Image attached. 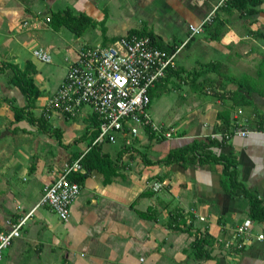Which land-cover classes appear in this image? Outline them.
<instances>
[{
    "label": "crops",
    "instance_id": "0c3cea01",
    "mask_svg": "<svg viewBox=\"0 0 264 264\" xmlns=\"http://www.w3.org/2000/svg\"><path fill=\"white\" fill-rule=\"evenodd\" d=\"M218 2L0 0V68L14 64L23 70L31 62L43 93L31 110L35 121L26 116L17 122L13 110L26 100L8 83L11 70L0 73V228L32 211L43 187L91 146L113 162L116 173L108 182L97 169L80 173L86 177L69 221L47 207L36 208L0 264H264V241L253 240L240 252L223 247L245 221L253 223L255 234L264 232V224L250 219L248 198L228 192L223 172L233 162L238 184L264 204V135L231 134L264 124V2L254 13L228 5L216 9ZM63 10L103 22L105 35L99 25L81 35L65 27L55 31L47 19ZM210 15L202 33L190 38V26ZM143 27L163 45L178 48L176 67L150 90L149 107L153 122L176 137L160 139L141 130L136 137L117 134L113 142L94 144L92 131L98 129L92 128L97 122L89 108L75 119L56 116L53 124L45 123L50 131H42V105L78 50L112 44ZM38 49L50 62L34 57ZM240 96L247 105L235 104ZM226 113L228 129L221 118ZM191 145L210 159L166 161ZM155 184L161 187L154 190ZM176 211L192 224V233L186 225H169ZM195 231L213 240L210 259L195 257Z\"/></svg>",
    "mask_w": 264,
    "mask_h": 264
},
{
    "label": "built area",
    "instance_id": "2783aa9c",
    "mask_svg": "<svg viewBox=\"0 0 264 264\" xmlns=\"http://www.w3.org/2000/svg\"><path fill=\"white\" fill-rule=\"evenodd\" d=\"M233 1L219 0L216 9L230 5ZM210 18L211 15L197 27L190 26V38L200 35ZM47 22L50 23L49 18ZM186 43L181 44L179 49ZM177 50L168 53L156 47L149 36L136 34H127L109 45L84 44L56 92L43 103L40 117L46 123L53 124L56 116L75 119L89 108L98 122V135L94 144L113 142L117 134L127 133L136 137L141 130L160 139H174V130L153 122L149 107L150 90L166 78L169 69L176 67ZM33 55L40 62H50V56L43 50H35ZM207 93L211 94L212 91L207 89ZM237 114H242V111L239 110ZM231 134L242 137L249 134L264 135V124L253 130L235 128ZM83 156L65 164L61 174L43 187L41 198L32 211L7 221V228H0V262L12 243L20 237L36 208L47 207L62 222L69 221L71 207L82 189L81 184L71 176L84 172ZM160 187V184H155L154 190ZM253 240L264 241V232L255 234L253 223L245 221L235 228L229 240L223 242V247L240 252Z\"/></svg>",
    "mask_w": 264,
    "mask_h": 264
},
{
    "label": "trees",
    "instance_id": "16d2710c",
    "mask_svg": "<svg viewBox=\"0 0 264 264\" xmlns=\"http://www.w3.org/2000/svg\"><path fill=\"white\" fill-rule=\"evenodd\" d=\"M264 0H234L230 5L235 7L237 10L240 11H246L247 13H254L255 7L262 4ZM50 23L52 29L55 31L59 30L62 27L67 28L69 31L73 32L76 35H81L88 27H96L99 25L102 29L103 35L106 33V29L104 27L103 22H97L95 20H92L90 17L86 16L83 13L74 14L70 10H63L58 12H53L50 15ZM136 34L139 36H149L153 42V44L162 49L167 51L168 53H172L175 51L174 47H168L163 45L162 41H159L155 35L151 31H147L145 27H143L140 31H131L128 33ZM9 68L12 72V75L8 78V83L14 85L19 89L21 94L24 96L26 100V105L21 108H14V119L15 121L19 122L23 120L26 116L30 118L31 120H34V116L31 112V110L35 107L36 101L38 98L42 97L43 93L39 90V88L35 85L34 79L32 75L36 74V68L31 63L28 62L25 66V68L22 70L17 65L14 64H3V67L0 68V73L4 72L5 69ZM172 69L168 70V73H170ZM238 81L239 87H243L244 83H241V80ZM241 98L238 101H235L236 105H247L248 101L245 100L243 96H240ZM221 118L223 119L224 128L228 129L230 127V119L228 113L222 114ZM40 120L43 122L40 118ZM96 120V119H95ZM97 122V120H96ZM45 121L39 126V128L43 131H50V128L45 125ZM93 129H98V122L93 125ZM92 129V130H93ZM98 131V130H97ZM57 133V132H56ZM93 137H96L98 135V132L96 133V130L92 131ZM60 139V137H59ZM97 145L91 146L90 150L83 156L82 164L85 170L89 171L92 169H97L104 175V182L110 181L111 177L114 176L115 169L113 162L108 159L107 156L102 155L99 147H96ZM195 158L205 159L208 158V156L200 155L195 151V147L193 145L185 147L181 150H178L177 152H173L168 158L167 162L172 163L174 161L180 160V161H188ZM201 158V159H200ZM233 166V162L229 161L227 162L223 167V172L227 176L229 181V187L228 192L229 193H236V194H243L245 195L249 200V214L250 219L252 221H256L259 223L264 224V204L262 201L256 197L251 195L249 192H247L245 189L241 187L240 184L237 182L236 174L234 173V169L230 170V167ZM86 177V174H73L71 178L79 183L83 182ZM169 225L172 227H177V225H186V221L183 219L182 214L180 211H176L172 215H170ZM185 230L192 233V224H188L185 226ZM195 236V240L193 243V248L195 250V257L197 259H210L211 253L213 251V240L210 238L209 235L206 233H200L198 231H195L193 233ZM207 247H210L207 249Z\"/></svg>",
    "mask_w": 264,
    "mask_h": 264
},
{
    "label": "rangeland",
    "instance_id": "374dc122",
    "mask_svg": "<svg viewBox=\"0 0 264 264\" xmlns=\"http://www.w3.org/2000/svg\"><path fill=\"white\" fill-rule=\"evenodd\" d=\"M10 75H11V73H10Z\"/></svg>",
    "mask_w": 264,
    "mask_h": 264
}]
</instances>
